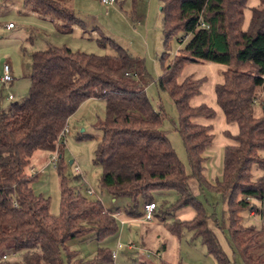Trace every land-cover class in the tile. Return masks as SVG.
<instances>
[{
	"label": "trees",
	"instance_id": "1",
	"mask_svg": "<svg viewBox=\"0 0 264 264\" xmlns=\"http://www.w3.org/2000/svg\"><path fill=\"white\" fill-rule=\"evenodd\" d=\"M65 1L23 0L26 7L57 19L64 31H71L82 21ZM161 3L165 45L174 39L183 44L189 36L173 57L162 55L156 83L178 109V131L191 172H186L163 128L166 113L155 108L146 93L153 77L143 58L110 37L98 41L102 46L111 44L116 51L113 55L73 50L66 45L34 51L28 95L0 110V264L113 260L108 247H99L94 258L84 259L69 249L68 242L102 241L115 235L120 230L114 216L117 211L69 187L63 176V159L58 155L62 214L52 215L49 200L35 194V177L29 173L36 151L60 152L64 148V144L58 145L61 131L90 98L106 101V118L99 122L103 135L94 158L102 169L101 186L114 199L130 198V215H140L138 207L156 202L154 193L173 190L180 204L192 205L197 213L193 219L172 223L171 231H193L218 264H232L208 228L203 203L190 191L189 179L195 178L218 191L227 203L233 253L239 254L244 264H264V0L251 8L247 28L248 0ZM203 62L227 67L223 82L214 88L216 102L227 123L238 126L236 134L224 131L234 143L224 149L222 177L215 184L205 177L207 152L214 138L212 126L193 120L214 118L216 110L207 103L191 104L207 79L188 76L179 82L187 64ZM256 105L262 108L259 117ZM253 200L261 203V228L243 223L242 212L253 210Z\"/></svg>",
	"mask_w": 264,
	"mask_h": 264
},
{
	"label": "rangeland",
	"instance_id": "2",
	"mask_svg": "<svg viewBox=\"0 0 264 264\" xmlns=\"http://www.w3.org/2000/svg\"><path fill=\"white\" fill-rule=\"evenodd\" d=\"M65 4L72 8L82 21L80 25H74L71 31H64L57 19L26 7L23 0H0V77L5 59L12 64L16 63L17 66L13 84L2 85L0 82V110L10 104L11 100L7 98L10 94L15 97L14 101L28 95L32 83L31 55L34 51L45 50L50 45H66L73 50L113 55L116 51L111 44L106 42L107 44L102 46L98 41L102 37H110L132 55L144 59L153 77L146 93L155 108L163 109L166 113L163 128L184 163L186 172L190 173L187 151L178 131V109L172 97L160 91L156 83L162 71V55L168 53L173 57L184 46L189 36L183 44L174 39L168 46L165 45L161 0H137L135 4L134 0H117L112 4L103 3L101 0H67ZM8 20H12L16 27L11 30L3 28V24ZM208 63L187 64L179 82L191 74L196 77L205 76V93L209 92L213 97V88L217 82L215 78L218 76L209 72ZM198 98L192 102H198ZM106 114L104 99L93 98L90 102L82 103L68 120L69 131L65 136L64 148L58 155L63 159V176L67 178L69 187L88 199L100 201L106 209L117 211L126 219L123 237L120 234V225L118 233L102 241L71 240L68 242L69 249L77 251L78 256L84 259L94 258L99 247H108L112 253H118L115 261L106 260L93 264H218L216 258L209 254L202 238L196 236L193 231L183 229L180 234L171 231L172 223L178 219H193L197 213L192 205L180 204L179 195L175 191L154 193L157 207L153 219L147 221L143 219L142 206L138 207L140 215H130L127 209L132 200L128 197L114 199L110 192L101 186L102 169L95 164L94 158L103 135L99 122L106 118ZM221 115L222 111L218 108L215 118L211 119L214 135L212 145L216 148L205 164V177L210 184H215L221 179L224 146L232 142L221 130L224 125ZM55 154L56 152L36 151L32 156L29 173L35 177L32 184L35 194L48 199L50 213L59 216L62 214L61 176L50 162ZM75 166L80 167L81 174L75 171ZM189 187L191 193L203 203L209 217L208 228L225 256L232 264H244L241 256L233 253L228 232L227 203L221 194L206 183L200 184L195 178L189 179ZM89 188L93 189L94 195L88 193ZM260 208L261 203L253 200V210L242 212L243 223L261 228ZM121 237L123 247L117 250ZM130 244H133L132 248H129Z\"/></svg>",
	"mask_w": 264,
	"mask_h": 264
},
{
	"label": "crops",
	"instance_id": "3",
	"mask_svg": "<svg viewBox=\"0 0 264 264\" xmlns=\"http://www.w3.org/2000/svg\"><path fill=\"white\" fill-rule=\"evenodd\" d=\"M259 3H260V0H248V8L246 9V11H245V21H244V28H247L248 27V25H249V21H250V18H251V8L252 7H255V6H257V5H259ZM10 21H12V20H8V21H6V22H10ZM13 22V21H12ZM4 26H3V28H5L6 30H11V29H13V28H11V29H8V28H6L5 27V23L3 24ZM15 27H16V24H15ZM14 27V28H15ZM5 62H9L7 59H5L4 60ZM10 64H11V67H12V72H13V75H14V79H13V81L12 82H10V84H13L14 82H15V73H16V71H17V66H16V63H11V62H9ZM209 65H208V67H209V72L210 73H212V74H216V76H218L217 78H215V79H217V82H216V84L217 83H221V82H223V80H224V76H223V71L224 70H226L227 69V67L225 66V65H222V64H215V63H208ZM0 69H1V64H0ZM188 76H193L192 74L191 75H188ZM188 76H186V77H188ZM181 77V76H180ZM185 77V78H186ZM193 77H195V78H200V77H196V76H193ZM204 77V76H203ZM185 78H183V79H181V81H183ZM1 82V81H0ZM1 84L2 85H8V84H3L2 82H1ZM18 84V82L16 83V85ZM215 84V85H216ZM215 85H214V88H215ZM206 86H205V83H204V85H203V87H202V92H201V94H199V95H197V96H195V97H193L192 99H191V104L193 105V106H198V105H200V104H202V103H207L208 105H210V106H212L215 110H216V112L218 113V108L219 109H221L218 105H217V102H216V95L214 94V96L213 97H211V93H205L206 92V88H205ZM213 88V89H214ZM214 93H215V90H214ZM199 97V98H198ZM9 100H11V102L12 101H14V98L15 97H13L12 99H10L9 98V96L7 97ZM195 98H198L199 100H198V102H196V103H193L192 102V100L193 99H195ZM207 99H209V100H207ZM91 100H93V98H90V99H88V100H86L85 102H90ZM10 102V103H11ZM84 102V103H85ZM7 107V106H6ZM5 108V107H4ZM222 111V110H221ZM262 114V108L259 106V105H256L255 106V115L257 116V117H259L260 115ZM222 117V120H223V123H224V125L222 126V132L224 133V131L225 130H228L230 133H232V134H236L237 132H238V126H237V124L236 125H233V123H227V121H226V119H225V116H224V114H223V112H222V115H221ZM199 118H204V117H197V118H194V123H197V124H203V125H211L212 126V128H213V124H212V122H211V119H214V118H210V119H208V118H205V119H207L206 121H204V120H201V119H199ZM212 132H213V130H212ZM225 134V133H224ZM226 135V134H225ZM234 143V141L232 140V142L230 143V144H233ZM226 145H229V144H226ZM226 145L224 146V149H225V147H226ZM215 146H214V144L213 145H211L210 146V148L208 149V152H207V156L210 158V155L212 154V152L215 150ZM252 213V212H251ZM118 219V221H119V223H120V225H121V235H122V237H123V233H124V229H125V224H126V219H124V218H122V216H121V214H120V216L117 218ZM128 220V219H127ZM123 222V223H122ZM122 237L121 238H119V241H123L122 240ZM118 241V242H119ZM123 243V242H122ZM130 248V247H129ZM117 250H119L118 248H117ZM117 258H118V256H117ZM116 258V259H117ZM115 259V260H116ZM114 260V259H113ZM114 260V261H115Z\"/></svg>",
	"mask_w": 264,
	"mask_h": 264
},
{
	"label": "built area",
	"instance_id": "4",
	"mask_svg": "<svg viewBox=\"0 0 264 264\" xmlns=\"http://www.w3.org/2000/svg\"><path fill=\"white\" fill-rule=\"evenodd\" d=\"M103 3H116V0H101ZM1 17H0V25H1ZM5 27L8 28V29H11V28H14L15 27V23L10 21V22H6L5 23ZM14 79V75H13V72H12V67H11V64L9 62H5L4 65H3V68H2V75L0 77V81L3 83V84H8L10 82H12ZM9 98L12 99L13 98V95H9ZM68 124L65 126V128L61 131L60 133V136H59V144L58 145H61V144H65V136L68 132ZM59 147V146H58ZM56 154L51 158V163H53L54 167L57 166V160H58V153H59V150L57 149L56 151ZM75 171L78 172L79 174L82 173L81 169L79 166H75ZM88 193L90 195H94L95 192L93 191V189L89 188L88 189ZM157 207V204L156 202H148V203H145L142 207V212H143V219L147 220V221H151L153 219V214H154V211ZM114 216L116 218H118L120 216V213L119 212H116L114 214ZM123 223V222H122ZM123 247V243L121 241L118 242V245H117V248L120 249ZM130 248L133 247V244H130L129 245ZM118 256V253L117 251L115 253H112V257L113 259L115 260Z\"/></svg>",
	"mask_w": 264,
	"mask_h": 264
},
{
	"label": "water",
	"instance_id": "5",
	"mask_svg": "<svg viewBox=\"0 0 264 264\" xmlns=\"http://www.w3.org/2000/svg\"><path fill=\"white\" fill-rule=\"evenodd\" d=\"M72 162V161H71Z\"/></svg>",
	"mask_w": 264,
	"mask_h": 264
}]
</instances>
